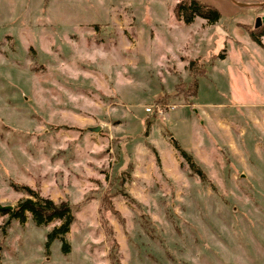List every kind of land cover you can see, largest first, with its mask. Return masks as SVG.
<instances>
[{"label":"rangeland","instance_id":"1","mask_svg":"<svg viewBox=\"0 0 264 264\" xmlns=\"http://www.w3.org/2000/svg\"><path fill=\"white\" fill-rule=\"evenodd\" d=\"M178 1L0 0V206L73 216L64 255L0 215V264H264V0Z\"/></svg>","mask_w":264,"mask_h":264},{"label":"trees","instance_id":"2","mask_svg":"<svg viewBox=\"0 0 264 264\" xmlns=\"http://www.w3.org/2000/svg\"><path fill=\"white\" fill-rule=\"evenodd\" d=\"M173 14L177 20H181L184 24L191 23L194 18H198L209 24H215L220 18L219 13L213 7L200 3L197 0H179L173 7ZM244 30L246 32L248 29L244 27ZM254 32L247 31L246 33L253 43L259 45V39L264 35V27L258 26ZM219 58L224 59L223 54ZM195 65H197L196 61H190L188 63V70L193 72L191 68H195ZM200 70L199 74L204 76L205 69L200 68ZM196 89L197 82L193 81L187 86V89L177 88L175 95L182 96L183 99L187 100L188 98L195 97ZM173 147L188 169L194 172L201 181H205L203 173L194 164L191 156L177 145L173 144ZM19 189L23 190L28 198L19 200L10 211L0 210V215H8L10 219L16 220L20 225L25 222L26 215H28L35 227H43L54 221L58 222L59 225L57 227H53L46 233L44 249L48 250L50 244L54 240H57L60 244L61 253L67 254L69 252V244L66 235L73 222V216L68 204L65 202L54 203L47 198H40L26 187H20Z\"/></svg>","mask_w":264,"mask_h":264},{"label":"water","instance_id":"3","mask_svg":"<svg viewBox=\"0 0 264 264\" xmlns=\"http://www.w3.org/2000/svg\"><path fill=\"white\" fill-rule=\"evenodd\" d=\"M260 24V19H256L255 22H254V28H257ZM93 132H98L99 128H94V129H91ZM12 209V207H9V206H5V207H1L0 206V210L2 211H10Z\"/></svg>","mask_w":264,"mask_h":264},{"label":"crops","instance_id":"4","mask_svg":"<svg viewBox=\"0 0 264 264\" xmlns=\"http://www.w3.org/2000/svg\"><path fill=\"white\" fill-rule=\"evenodd\" d=\"M198 1V0H197ZM236 4H237V6H239V7H242V6H244V5H242V4H239L238 2H236ZM239 25H242V24H239ZM239 25H238V27H236L238 30H239ZM253 28H254V26H253ZM254 29H256V28H254ZM252 42V41H251ZM253 43V42H252ZM260 43V42H259ZM255 44V43H254Z\"/></svg>","mask_w":264,"mask_h":264},{"label":"built area","instance_id":"5","mask_svg":"<svg viewBox=\"0 0 264 264\" xmlns=\"http://www.w3.org/2000/svg\"><path fill=\"white\" fill-rule=\"evenodd\" d=\"M149 110H146V112H148Z\"/></svg>","mask_w":264,"mask_h":264}]
</instances>
